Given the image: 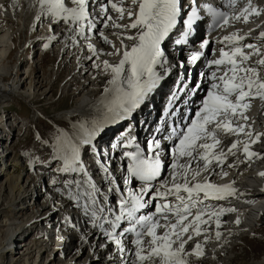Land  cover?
Segmentation results:
<instances>
[{
    "label": "snow or ice",
    "instance_id": "obj_1",
    "mask_svg": "<svg viewBox=\"0 0 264 264\" xmlns=\"http://www.w3.org/2000/svg\"><path fill=\"white\" fill-rule=\"evenodd\" d=\"M38 3L43 14L52 17L54 21L62 20L65 24L71 21V24L77 25V28L73 29L69 24V31H76L84 36L85 21H87L89 32L96 28V24L89 19V0H71L73 7L66 6L65 0H38ZM195 3L196 0H192L191 11L187 20L183 21L188 29L184 36L189 34L194 22L199 19ZM238 3L239 0H224L225 7L230 9H236ZM107 5L119 14V19H123L125 13L127 14L130 23L114 26L137 30L135 35L126 37L128 40H134L135 43L130 50L123 51L118 64L110 65L107 61H103L104 70L112 75V78L108 80V85L112 87H105L104 93H115L111 102L105 105L106 114L103 119L93 121L90 128L82 126V134H77L76 137L78 144L72 142L71 139L64 140L59 148L60 155L58 156L63 161L60 172L83 173L86 178L84 183L93 191L81 192V195L87 196L93 205L97 204L94 198L96 189L81 161L80 145L92 144L97 135L103 131L106 123L128 118L155 87L160 79L155 66L158 64L162 66L161 58L164 56L161 41L176 27L177 18L181 16L183 8L182 0H130L131 6L127 8L123 6L124 0H107ZM202 7L213 18V28L227 26L231 20L243 19L247 23L249 16L261 14L260 10L252 5V0H247V3L231 17L228 12L221 11L210 4L205 3ZM102 12L107 13L108 7H103ZM112 20L113 17L108 15L104 21L105 27L108 26V21ZM100 35L103 36V32ZM104 39L108 42L107 37ZM246 39V35L237 33L224 36L221 43L227 42L229 49L226 51L224 47H221L219 58L208 61L209 67L215 65L217 71L222 74L218 75L217 71H213L207 77L212 82L202 106L195 113V118L191 119L184 130L179 132L176 128L172 130V135L178 142L171 150L173 161L170 165L172 169L170 180L159 181V187L153 183L158 181L162 175L160 139L147 141L149 153L147 156L141 146L135 143L134 137L129 138L122 145L124 149L134 150L123 151L121 157L122 159L127 158L128 161L126 175L123 179L125 188L123 190L119 187L109 189V191L121 193L117 201L118 214L113 212L112 208L100 207L99 213H112L113 218L109 219L107 214L98 215L95 210L91 215L94 228L103 229L105 223L110 226L111 230H105L104 235L108 241L115 244L121 253L126 251L122 238L128 233L134 235L132 239L134 259L130 264H145V262L149 264H187L184 258V246L187 241L181 239L183 234L191 229L194 235L199 236L200 226L207 224L213 217L216 218L217 227L219 226V217L223 215L224 210L214 211L205 201L234 195L235 189L231 185H214L206 178L198 181L197 177L200 176L201 171H208L214 161L223 164L228 154H234L233 150L237 149L239 141L231 144L228 153L213 152V149L220 143L217 134L221 131L237 135L245 133V125L233 126L236 118L248 119L244 111L250 106L247 103L250 98L254 96L264 98V76L260 75V70H264V49L255 44L239 43ZM257 40L264 41V32L259 34ZM182 42L177 41L178 44ZM208 43L206 40L203 45L206 46ZM87 47L94 55L96 54L91 43ZM122 47H125L123 43ZM245 48L250 51L245 52ZM253 55L260 57L256 60V66L246 63ZM200 56L201 53L196 52L191 55L190 59L195 62ZM125 65H128L127 74L122 76L125 73ZM93 66L100 67L95 63ZM210 125L212 127H209ZM246 135L252 137L253 133L248 131ZM259 137L260 134H256V138L251 140V143L258 142ZM249 148V143L245 142L243 151L248 158L258 156ZM92 151H96L95 146ZM181 158H187V163L181 164ZM196 161H203L202 167L197 165L193 168L192 164ZM104 171L108 172V169L105 167ZM136 181H139L141 186L134 190ZM73 183L79 188L81 181H65L66 186ZM112 183L115 184V181ZM129 185L132 187H128ZM168 197H173L175 203L169 201ZM69 198L75 199L76 197L69 192ZM153 201H156L154 212L148 215H137ZM205 216L208 217L207 220L203 219ZM122 221H127L128 226L117 233ZM158 229H164L163 233L158 234ZM216 235L219 237V232ZM144 237L149 239L145 240ZM191 239L192 235H189L188 240ZM194 254L197 256L203 254L199 244L196 245Z\"/></svg>",
    "mask_w": 264,
    "mask_h": 264
},
{
    "label": "bare ground",
    "instance_id": "obj_2",
    "mask_svg": "<svg viewBox=\"0 0 264 264\" xmlns=\"http://www.w3.org/2000/svg\"><path fill=\"white\" fill-rule=\"evenodd\" d=\"M69 1L71 2V0ZM94 5L96 8V18L93 22L96 24V28L89 32L87 29V22H84L85 33L84 36H81L76 31H69V24H71V21H69V24H65L62 20L54 21L52 17L44 15L41 11L38 0H0V65L3 61L10 59L11 54H13L14 49L12 45L14 43L13 37L15 33V23L17 24L20 33L21 31H24V28L26 27V35L32 37L35 35L34 31H37L38 28L41 27L40 23H45V21L46 23L48 22L52 25V28H56V30L52 33H47L45 35L46 37L44 36L47 43L50 46L52 44H57L56 48H58V51L62 54L60 60L65 65L69 63L68 61H70V58H74L73 61L76 64L71 76V79L73 80L70 82V85H78V88L75 91L76 104L71 109L65 110L59 116L63 118L64 121L72 122L71 130L65 135V140L71 139L74 143L79 142L76 137L77 134H82V126L83 128H90L92 126L88 117H91L94 120L103 119L106 114L105 105L109 104L114 98V92L104 93L105 87H112L108 85V80L112 78V75L110 72L104 70L103 61H107L110 65L118 64L119 60L122 58L123 51L130 50L135 43L134 40H128L126 37L129 35H135L137 31L135 29H125L123 27L114 26L126 25L130 23V20L126 13L123 19H119V14L112 11L110 5H107V0H96ZM73 6L74 5L70 4L68 7ZM105 6L108 7L107 13L102 12V8ZM123 6L126 8L130 7V0H124ZM108 15H111L113 20L108 21V26L105 27L104 21L107 19ZM8 21H11V24ZM207 22L208 20H204V23ZM71 27L76 29L77 25L71 24ZM47 31L49 32L51 30L49 29ZM197 31L198 27L192 34V38L196 39L193 41L194 49H197L200 42L204 39V35L202 34L199 36ZM101 32H103V36L100 35ZM261 32H264V29L255 31L252 36H247L245 44H255L264 49V41L257 40V37ZM222 33L246 35V32L244 31V23L239 20L238 23H234L232 26L225 28ZM53 37L55 38L53 39ZM104 37H107L108 42L105 41ZM213 37L214 34H211L210 42L214 43L215 47L219 46L227 48V43H220L224 36L220 35L218 37ZM42 42L43 39L37 40L38 44H41ZM89 43L94 46L96 51L95 55L87 47ZM122 43L125 47H122ZM244 51L249 52L250 50L245 48ZM64 54L65 57H63ZM259 58L260 57L253 55L247 61V64L256 66V60ZM80 60H82V62H80ZM87 60H91V62L86 65ZM24 63L25 61L23 64ZM93 63L100 65V67H98L99 74H97V70H93L90 75L83 76L84 73L90 69V64L93 66ZM78 66L79 69L77 68ZM199 67L200 64L197 68ZM127 68L128 65H125V73H123V75L127 74ZM209 69L211 68L205 69L204 73ZM7 75V71H5L1 65L0 103L5 99L2 104L7 102L6 99L8 98L6 97L10 95V93L12 94L13 91H19L22 87L21 81L18 85H16L14 80L11 84H5L4 82ZM210 75L211 73L207 74V77ZM260 75L264 76V70H260ZM162 81L164 84L166 79H162ZM196 81L197 78L194 79V82ZM187 88L190 90L184 94V97L182 95L181 98V86L176 84L174 95L179 97L178 105L182 106L185 103L184 108L190 109L193 106L199 91L194 89L192 84H189ZM165 90L167 91L168 89L165 88ZM25 93L29 95L28 92ZM250 101L253 105L254 112L250 122L245 125V133L237 135L221 131L217 134L220 143L213 149V152L217 154L221 151L228 153L231 144L239 141L240 143L238 144L237 149L233 150L234 154H228L224 159L223 164H218L214 161L209 166L208 171H201L200 176L197 177L198 181H202L206 178L214 185H231V187L235 189L234 195L225 196L223 199H208L205 201L212 210L218 209L217 203H222V206L233 204L240 209L248 210L257 200L264 198V176L261 175V173H264V149H257L258 146H261L264 143V98L254 96L253 98H250ZM158 104L159 92L152 97L150 102L145 103L143 101L141 105L133 111L131 116H140L146 120H150L152 115L155 114ZM39 113L41 112H37L33 115V120L35 122L38 121ZM4 119L8 120V116H5ZM114 122L106 123L105 126ZM7 123L8 121L6 122L5 129L3 126V130H0V132L7 131L9 135L10 127H8ZM248 131L253 133L252 137L246 135ZM256 134H260L258 142L251 143V140L256 138ZM6 139H8V137ZM5 142L6 140L2 139L0 144V173L2 172V174H5L4 180L0 182V201H2L1 195H4L2 191H6V189L9 190L10 199L7 204H4L3 206L0 204V217L6 211L13 213V215L11 220H0V231L3 228H5V231H8L0 241V257H5L7 259L4 264H130L131 260L134 259V246L132 244V239L134 238L133 234L128 233L122 238L126 251L121 253L117 250L115 244L108 241L104 235L105 227H103V229L93 228L89 233L77 231L74 228L76 221L72 218V212L77 209L76 206L79 204V195L72 194V196L76 198L64 203L57 202L56 197L58 195L56 191L61 187L62 181L70 175L59 171L63 166L62 160L60 161V159H58L59 162L56 165V170L50 171V169L46 168L41 169V171L44 172L42 175L45 178L48 177L50 182L52 180L54 181L49 183L46 187V184L42 182V176L36 175L33 177V168L23 161V155L20 154L15 147H13L11 151L8 150L6 147L8 144L6 145ZM208 142L211 143V141ZM245 142L249 143V150L257 153L258 156H253L251 158L246 156L243 151V145ZM4 151H7L6 154H3ZM159 151L164 164L168 167L166 175L163 176V178H165H162V180H170V173L172 171L170 165L173 158H167L165 155H162L161 150ZM51 153L53 156L58 157L54 154L53 149L49 155ZM87 156L88 155L84 154V156L81 157V161L83 163L85 162L86 165L89 164V166H85V168L87 167L88 174L91 171V174L94 173L93 175H95L97 169L94 170L92 168V164H90L91 160H89ZM180 163L186 164L187 158H181ZM203 163V161H196L192 164V167L196 168L197 165L202 167ZM252 164L257 166L259 172L252 170ZM1 165L4 166L3 171ZM229 165L232 166L229 167ZM105 167L106 166L103 164L102 168L104 169ZM224 173H227V175H224ZM91 174L89 178L91 179L92 184L102 192H104L103 189L107 188L119 187L122 190L125 188L123 184V174L112 175V179L116 184L113 186V183L109 182V180H106L105 183L100 185L98 183L99 181L95 179V176ZM1 176L2 175L0 174V178ZM62 177L65 178L61 181L59 187L54 189L56 183L59 182V179ZM71 186L73 188V184H71ZM156 186L159 187V181ZM48 187L53 188V192L57 195H54V193L49 194L47 192ZM43 193H45V197H43L44 199L42 198V202L40 203V198ZM108 193L110 196H113L114 194L113 191ZM202 196L203 194L201 193V197ZM145 198L148 199L149 197ZM168 200L175 203L173 197H168ZM155 203L156 201H153L151 205L146 206V208L142 209L137 215L151 214L155 211ZM261 203L264 205V201L259 202L258 205ZM34 206L37 207V213H34L35 215L30 217V219L28 216L27 221L23 222L22 220L19 222V226H17L18 220L27 216L25 215L26 211ZM111 208L113 211L115 210L114 207ZM193 211L195 212V210ZM115 213L118 214V209ZM106 214L109 219L113 218L112 213L106 212ZM60 216L68 223L64 224V226H59L58 231H56L57 236L52 239V234H54L52 227H54L56 223H61L60 220H58V217ZM261 216L263 219L260 222L259 218H261ZM205 218L206 216L203 217V219ZM161 222L163 223V221ZM122 223L123 226L117 233L122 231L124 227L128 226L127 221H122ZM261 224L263 226H261ZM14 225L17 227H14ZM200 227L201 234L199 236L194 235L190 229L188 233L183 234L181 237L182 240L187 241L184 246L185 255L189 254L191 256H197L194 254V249L196 245L199 244L203 252L202 255H205L202 261L208 262V264H230L232 260L230 254L239 243L246 238V235L250 232L259 231L264 227V215L260 213L256 222H249V225L246 227H241L240 224L232 221L222 229H219V237L216 235L217 231L204 230L203 224ZM34 229L39 231L33 234L32 231ZM163 231L164 229L157 230L158 234H162ZM25 234L27 237L29 234H32V238L24 239L22 243L17 247L15 246L14 249V242H16L20 236L24 238L26 236ZM189 235H192L191 240H188ZM144 239L148 240L149 238L144 237ZM86 246L89 247V251L84 255L83 253ZM35 249H38V253L42 251L48 252L49 256L45 259H42L41 256L39 262L30 263L29 260L32 258V252ZM82 255L84 256L82 257ZM202 255L197 257H201ZM145 264H149V262H145ZM257 264H264V259L260 260Z\"/></svg>",
    "mask_w": 264,
    "mask_h": 264
},
{
    "label": "rangeland",
    "instance_id": "obj_3",
    "mask_svg": "<svg viewBox=\"0 0 264 264\" xmlns=\"http://www.w3.org/2000/svg\"><path fill=\"white\" fill-rule=\"evenodd\" d=\"M8 22L11 24V21ZM40 26L41 27L38 28L37 31H34L35 35L31 37L26 35V27L24 31L20 33L17 24H14L15 33L13 37L14 43L12 45L14 51L10 59L3 61L1 65L8 74L4 83L11 84L14 80L16 85H18L21 81L22 87L19 91H13L12 94L10 93V95L6 97L8 99H6L7 102L5 104H2L5 99L0 103V115L3 114L8 116V120H5L6 122L8 121L9 124L7 123V125L10 127L9 135L7 131L0 132V135L3 136L6 134V136H8V139H6V136L4 138V140H6L5 144H8L6 147L10 148V151L15 147L16 150L23 155V161L33 168V177L36 175L42 176V182L45 183L47 187L51 182L48 180V177L45 178L42 175L44 172H42L41 169L46 168L50 169V171L56 170L55 167L59 162V158L53 155L50 156L49 153L52 152L53 144L59 147L62 138L65 140V135L71 130L72 122L64 121L63 118L59 116L65 110L75 106V91L78 85H70V82L73 80L71 76L76 64L73 61L74 58H70V61H68L69 63L65 65L60 60L62 54L58 51V48H56L57 44H52L53 46H50L44 38L47 33H52L56 28L53 29L52 25L48 22L46 23V21L45 23H40ZM49 29L51 31L48 32L47 30ZM38 39H43V42L38 44ZM63 57H65V54ZM24 61L25 63L23 64ZM80 62H82V60H80ZM89 62H91V60H87L86 65L89 64ZM90 65V69L86 71L83 76L90 75L93 70H97V74H99L98 67H93L92 64ZM77 68L79 69V66ZM25 92H28L29 95ZM26 108L29 111H27ZM37 112L41 113H39L38 121L35 122L33 120V115ZM13 118L14 121H12ZM16 121L18 122L16 126H14ZM58 138L60 142L56 140ZM84 164L87 166L85 162ZM67 174L69 175L71 173ZM1 175L0 182L5 178L4 173ZM64 178L65 177L59 179L54 189L59 187ZM47 192L57 195L53 192V188L48 187ZM2 193L4 195H1L2 201H0V204L3 206L9 201L10 194L8 189L2 191ZM44 194L45 193H43L40 198V203L42 202V198L45 197ZM56 197L58 202V195ZM34 213H37L36 206L26 211L25 215L27 216L20 218L17 226H19V222L22 220L23 222L27 221L28 216L30 219V217L35 215ZM12 215L13 213L6 211L0 217V220H11ZM58 220H60L61 223H56L54 227H52L54 233L52 234V239L57 236L56 231H58L59 226H64V224L68 223L61 216L58 217ZM17 226L14 225V227ZM261 226L263 225L261 224ZM36 229L32 231L33 234L39 231ZM7 233L8 231H5V228L1 229L0 241ZM253 234L254 236L249 238V236ZM262 235L264 236V227L259 231L248 233L246 238L240 242L230 254L232 258L230 264H257L260 260L264 259V237ZM27 238H32V234H29L28 237L26 235L24 238H22V236L18 237L17 241L14 242L13 248L15 249V246L17 247ZM37 251L38 249H35L32 252V258L29 260L30 263L39 262L41 256L42 259L49 256L48 252L42 251L38 253ZM88 251L89 247L86 246L83 254L86 255ZM84 255H82V257ZM204 256L197 257L186 254L184 258L187 264H208V262L202 261ZM6 261L7 259L5 257H0V264H4Z\"/></svg>",
    "mask_w": 264,
    "mask_h": 264
}]
</instances>
